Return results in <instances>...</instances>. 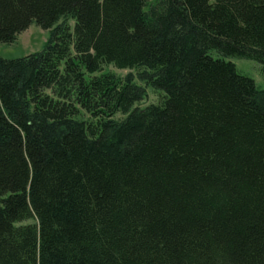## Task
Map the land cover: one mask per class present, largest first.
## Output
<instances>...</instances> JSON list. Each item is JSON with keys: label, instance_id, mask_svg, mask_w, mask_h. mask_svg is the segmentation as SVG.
I'll return each instance as SVG.
<instances>
[{"label": "trees", "instance_id": "obj_1", "mask_svg": "<svg viewBox=\"0 0 264 264\" xmlns=\"http://www.w3.org/2000/svg\"><path fill=\"white\" fill-rule=\"evenodd\" d=\"M34 22L0 56V264H264V89L231 61L264 66V0H0L1 43Z\"/></svg>", "mask_w": 264, "mask_h": 264}, {"label": "rangeland", "instance_id": "obj_2", "mask_svg": "<svg viewBox=\"0 0 264 264\" xmlns=\"http://www.w3.org/2000/svg\"><path fill=\"white\" fill-rule=\"evenodd\" d=\"M69 22L71 26L74 27L75 21L70 20ZM49 37L50 31L41 28L34 22L26 31L18 36L16 42L12 44L0 42V56L6 59H16L41 51L45 47ZM231 61L236 64L239 72L253 78L256 84L264 89L263 65L249 59L232 58ZM105 70L122 77L130 72L136 73L134 70L118 69L112 65L107 66ZM138 82L141 83L140 81ZM160 96L159 92L153 91L152 88H148V98L140 105L159 102ZM117 117H121V115H117Z\"/></svg>", "mask_w": 264, "mask_h": 264}]
</instances>
